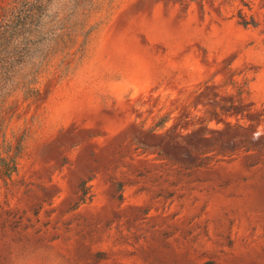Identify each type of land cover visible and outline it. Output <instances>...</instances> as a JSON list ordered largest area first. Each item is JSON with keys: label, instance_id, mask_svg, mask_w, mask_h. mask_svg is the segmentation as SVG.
Here are the masks:
<instances>
[{"label": "rangeland", "instance_id": "1", "mask_svg": "<svg viewBox=\"0 0 264 264\" xmlns=\"http://www.w3.org/2000/svg\"><path fill=\"white\" fill-rule=\"evenodd\" d=\"M44 26L17 81L0 62V264H264V0Z\"/></svg>", "mask_w": 264, "mask_h": 264}, {"label": "trees", "instance_id": "2", "mask_svg": "<svg viewBox=\"0 0 264 264\" xmlns=\"http://www.w3.org/2000/svg\"><path fill=\"white\" fill-rule=\"evenodd\" d=\"M59 0H9L0 24V62L9 81H17L38 46L45 21ZM78 5L91 0H74ZM40 40V39H39ZM15 79V80H14ZM14 84V83H13Z\"/></svg>", "mask_w": 264, "mask_h": 264}]
</instances>
